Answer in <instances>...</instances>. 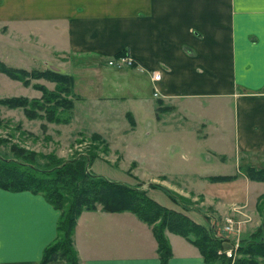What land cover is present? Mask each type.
Instances as JSON below:
<instances>
[{
  "label": "crops",
  "instance_id": "obj_1",
  "mask_svg": "<svg viewBox=\"0 0 264 264\" xmlns=\"http://www.w3.org/2000/svg\"><path fill=\"white\" fill-rule=\"evenodd\" d=\"M2 36L15 54L33 51L32 59L39 62L29 67L64 72L69 71L67 54L91 61L128 52L133 65L103 63L84 70L97 91L88 101L105 107L108 115L103 120L109 122V136L93 131L107 141L111 134L126 140L122 149L110 146L111 153L128 152L135 165L153 166L158 173L150 179L184 188L176 179L170 184L168 174L173 166L190 165L181 172H195L196 180L217 184L223 194L229 190L212 200L214 208L245 200L256 213L264 180L237 173L211 181L207 176L215 173L203 170L210 167V157L218 156V163L232 159V172L218 173L232 174L239 156L264 155V0H0ZM151 70L160 74L156 83ZM94 76L99 79L93 82ZM194 124L201 129L195 131ZM175 210L195 221L181 207ZM58 215L39 193L0 187V264H38L55 238ZM165 236L167 264H206L192 242L168 230ZM73 244L81 264H159L150 225L129 210H105L100 204L81 210ZM45 264L64 263L52 259Z\"/></svg>",
  "mask_w": 264,
  "mask_h": 264
},
{
  "label": "rangeland",
  "instance_id": "obj_2",
  "mask_svg": "<svg viewBox=\"0 0 264 264\" xmlns=\"http://www.w3.org/2000/svg\"><path fill=\"white\" fill-rule=\"evenodd\" d=\"M5 30V33H7V29L3 27L2 31ZM10 47L8 39L2 36L0 38V59L6 64L22 63L23 66L27 67L26 69H43L29 67V63L39 62L37 58L32 59L31 53L33 54V51H18L15 54V52L10 50ZM38 55L40 56V53L36 54L34 52V56L38 57ZM67 58L64 67L69 71L65 73L72 76V86L69 93L60 92L59 95L63 98L71 99L73 104L71 108L66 110L57 108L56 112L59 118L63 117L65 120H49L44 117L41 110L36 111L38 113L37 116L27 117L22 107H10L0 103V139L3 141L0 143V152L10 155L8 146L15 144L32 151L38 162L46 161L51 157L66 160L79 154L96 153L93 158L95 161L91 166L94 172H98L111 180L130 182V185L140 186L150 197L161 204L172 206L175 209L181 207L191 213L193 219L202 224L208 233L223 239L221 247L217 248V253L224 254L226 257H218L211 264H236L237 259L245 257V254L238 252L237 247L245 236H248L257 226L264 222V192L256 197L254 203L256 213L251 209L250 203H246L245 200H241V202L238 200L231 201V203H227L226 208L219 210L214 208L216 202L212 200L218 193L225 195L229 190L227 188L224 189L226 193L223 194V191L218 189L217 184L207 186L205 183L196 180L195 172L193 175L191 172H181L183 169L190 170L192 168L190 165L188 167L173 166L174 172L169 171L170 173L168 174L171 179L170 184H175L172 179H176L184 184L185 187L169 188L170 186L167 187L159 183L158 179H150V177L156 176L158 173L153 166L147 164L135 165L136 162L131 160V155L128 152H118L115 149L116 153L112 154V149L115 147L122 149L121 142L124 143L126 140L123 141L120 138L118 139V137L113 138V134H111L109 141H107L101 134L93 131H101L106 137L109 136V122L103 120L108 115L105 107L91 106L88 101L97 91L90 88V84L87 82L90 80V76H86L84 72L88 67H96L103 63L109 66V58H96L89 61V59H83L74 54H67ZM92 78L93 82L99 79L98 76ZM37 83L45 86L47 90H54L55 87L54 81L44 77L29 78L28 82L24 84L20 80L11 78L0 71V99L8 96H24L28 99L38 98L41 95V91L34 86ZM81 99H84V101ZM119 127L120 130L117 131L120 135L122 128L121 125ZM193 128L195 131L201 129L198 124H194ZM176 145L178 150L183 147L181 141H177ZM107 150H109L108 160H106L105 156L108 154ZM194 151L196 152L197 148H194ZM239 157L238 165L250 163L255 166H264L263 154H245ZM210 161V167L203 171L218 174L229 173L234 169L232 159L226 163H218L217 156L216 159L210 157ZM238 165L235 173H241ZM87 167L90 170L89 165ZM171 167L168 165L167 170H172ZM193 169L198 170L199 166L194 164ZM163 178L159 177L161 180ZM160 186L171 190L176 195L177 202L173 200L175 203L171 202ZM230 193L233 197L232 200H235L237 195H233L234 191L232 189H230ZM228 249L231 250V255L229 256L225 253ZM254 258L256 259L255 264H264V258L259 256Z\"/></svg>",
  "mask_w": 264,
  "mask_h": 264
},
{
  "label": "trees",
  "instance_id": "obj_3",
  "mask_svg": "<svg viewBox=\"0 0 264 264\" xmlns=\"http://www.w3.org/2000/svg\"><path fill=\"white\" fill-rule=\"evenodd\" d=\"M119 50L115 54L123 53ZM0 71L11 78L27 83L29 78L44 77L55 82L54 90H47L41 84H34L41 91L38 98L8 96L0 99L7 106H20L27 117L37 116L41 110L44 117L53 121H64L56 115L57 108H71V99L63 98L60 92L69 93L72 76L52 68L26 69L6 64L0 59ZM3 142L0 139V143ZM10 155L0 152V187L8 190H29L39 193L48 203L58 209L55 238L42 250L38 264H45L52 259H61L64 264H81L73 244V229L76 218L83 209H94L97 204L105 210H129L139 219L150 225L157 243L159 264H167L170 247L165 230L177 233L199 250L204 262L211 264L218 257L217 248L222 240L200 223L193 221L186 214L161 205L146 191L136 185L111 180L102 174L90 171L87 165L96 153L79 154L66 160L48 158L38 162L32 151L15 144L8 146ZM244 176L252 180L264 179V166L250 163L239 164ZM237 173L208 175L210 180H229ZM152 184V183H149ZM168 197L177 202L176 195L160 186ZM259 209V207L257 206ZM264 220V216H263ZM245 257L237 259L236 264H255L254 257L264 258V222L245 236L237 247Z\"/></svg>",
  "mask_w": 264,
  "mask_h": 264
},
{
  "label": "built area",
  "instance_id": "obj_4",
  "mask_svg": "<svg viewBox=\"0 0 264 264\" xmlns=\"http://www.w3.org/2000/svg\"><path fill=\"white\" fill-rule=\"evenodd\" d=\"M108 63L110 65H114L115 67H120L123 65H133L135 63L133 57H131V55L124 51L123 53H119V54H115L112 57L109 58ZM160 74L158 71L155 70H151L150 71V78L152 80L153 83H156L159 80ZM157 94V89L156 86L153 85V95ZM225 253L229 256L231 255V250L228 249L225 251Z\"/></svg>",
  "mask_w": 264,
  "mask_h": 264
}]
</instances>
